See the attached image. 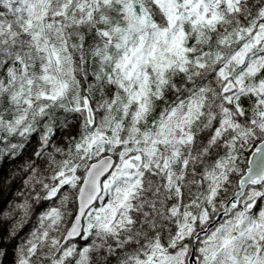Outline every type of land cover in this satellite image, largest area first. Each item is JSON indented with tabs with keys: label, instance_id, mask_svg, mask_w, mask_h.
<instances>
[{
	"label": "snow or ice",
	"instance_id": "6c2138e0",
	"mask_svg": "<svg viewBox=\"0 0 264 264\" xmlns=\"http://www.w3.org/2000/svg\"><path fill=\"white\" fill-rule=\"evenodd\" d=\"M0 264H264V0H0Z\"/></svg>",
	"mask_w": 264,
	"mask_h": 264
}]
</instances>
